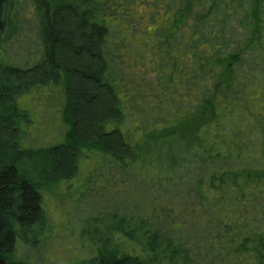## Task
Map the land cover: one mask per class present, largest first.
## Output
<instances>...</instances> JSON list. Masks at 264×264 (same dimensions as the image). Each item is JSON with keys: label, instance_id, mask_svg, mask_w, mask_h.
I'll return each instance as SVG.
<instances>
[{"label": "trees", "instance_id": "1", "mask_svg": "<svg viewBox=\"0 0 264 264\" xmlns=\"http://www.w3.org/2000/svg\"><path fill=\"white\" fill-rule=\"evenodd\" d=\"M133 1L0 0V50L39 53L0 67V264H27L46 181L84 161L121 203L90 264H264V0ZM43 87L64 140L23 146L19 99Z\"/></svg>", "mask_w": 264, "mask_h": 264}, {"label": "rangeland", "instance_id": "2", "mask_svg": "<svg viewBox=\"0 0 264 264\" xmlns=\"http://www.w3.org/2000/svg\"><path fill=\"white\" fill-rule=\"evenodd\" d=\"M135 1L128 7L136 8ZM154 3L152 2L153 5ZM155 7L164 13L163 8ZM137 8L136 11L140 10L143 14L151 11V7H148L149 10L145 7ZM31 44L12 45L5 52L0 50V67L7 62L32 65L35 61L30 60L39 53L35 47L31 48ZM142 58L139 49L132 50L126 56L127 62L132 66L141 62ZM148 77L152 78L150 74ZM47 91L44 87L37 88L19 99L20 107L30 113V120L21 124L24 131L23 146L47 147L64 140L63 133L67 125L61 113L65 95L60 88L55 89L54 93ZM197 127L192 125L188 135L193 137ZM95 170L93 163L84 161L78 176L57 183L46 181L50 184L44 187L43 206L48 220L19 234L16 253L21 260L27 264H90L96 254V247L107 246L110 213L114 209H120L121 203L118 192L115 191L117 183L112 179L114 173L108 178L107 171L94 174ZM110 242H113L112 236ZM109 246L112 248L113 245Z\"/></svg>", "mask_w": 264, "mask_h": 264}]
</instances>
